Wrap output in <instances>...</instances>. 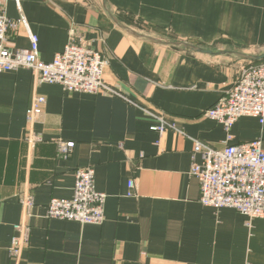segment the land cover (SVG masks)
I'll return each mask as SVG.
<instances>
[{"label":"crops","instance_id":"1","mask_svg":"<svg viewBox=\"0 0 264 264\" xmlns=\"http://www.w3.org/2000/svg\"><path fill=\"white\" fill-rule=\"evenodd\" d=\"M4 11L24 19L7 32L10 49L35 37L50 62L73 29L106 59L104 79L119 94L37 83L27 68L0 72V264H264V217L203 205L190 172L196 139L218 149L260 139L264 148L259 118L241 117L228 140L205 115L243 65L262 62L245 56L264 53V0H7ZM35 95L46 102L31 124ZM154 114L172 126L154 129ZM61 140L75 143L68 158ZM87 166L106 195L104 221L48 217L51 199L72 198ZM20 223L29 238L16 261L9 247Z\"/></svg>","mask_w":264,"mask_h":264},{"label":"built area","instance_id":"2","mask_svg":"<svg viewBox=\"0 0 264 264\" xmlns=\"http://www.w3.org/2000/svg\"><path fill=\"white\" fill-rule=\"evenodd\" d=\"M6 1L0 0V72L27 68L32 70L37 83L60 84L69 92L95 94L106 91L119 94L104 79L106 59L78 39L73 29L63 51L50 62L40 59L35 37H32L33 46L29 49H10L6 44L7 32L24 19H10L4 11ZM45 102V97L34 96L27 111L29 123L35 121ZM205 115L223 125L228 140L232 138L233 125L241 117H257L263 122L264 62L243 65L235 84L205 111ZM156 117L160 124L154 129L163 132L172 126L158 115ZM28 139L36 143L40 137L30 131ZM74 147L73 141H59V157H70ZM198 154L200 161L196 159ZM190 172L199 179L200 202L203 205L217 209L233 208L248 219L264 217V148L260 139L228 144L221 149L196 139ZM133 186L130 182V187ZM22 202L26 213H29L34 204L32 196L26 195ZM105 202V193L98 191L95 185V170L87 166L76 171L72 198L51 199L47 215L80 223L101 224ZM15 229L17 235L12 239L9 250L18 261L28 245L29 226L20 223L15 225Z\"/></svg>","mask_w":264,"mask_h":264},{"label":"water","instance_id":"3","mask_svg":"<svg viewBox=\"0 0 264 264\" xmlns=\"http://www.w3.org/2000/svg\"><path fill=\"white\" fill-rule=\"evenodd\" d=\"M191 47L196 50H200L197 47H194V46H191ZM245 57H248L249 59H252V60H262L264 59V53L260 55H250V56L246 55Z\"/></svg>","mask_w":264,"mask_h":264},{"label":"trees","instance_id":"4","mask_svg":"<svg viewBox=\"0 0 264 264\" xmlns=\"http://www.w3.org/2000/svg\"><path fill=\"white\" fill-rule=\"evenodd\" d=\"M260 61L264 62V59H262V60H260Z\"/></svg>","mask_w":264,"mask_h":264}]
</instances>
